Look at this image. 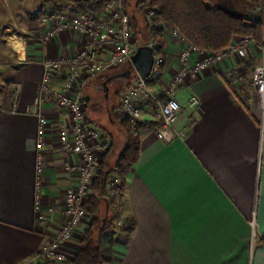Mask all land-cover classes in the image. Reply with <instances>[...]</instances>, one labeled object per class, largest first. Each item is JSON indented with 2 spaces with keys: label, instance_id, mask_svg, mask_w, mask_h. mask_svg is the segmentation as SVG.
<instances>
[{
  "label": "crops",
  "instance_id": "0c3cea01",
  "mask_svg": "<svg viewBox=\"0 0 264 264\" xmlns=\"http://www.w3.org/2000/svg\"><path fill=\"white\" fill-rule=\"evenodd\" d=\"M50 8L44 0H0V49L15 53L6 67L0 62V80L14 86L0 100V264L44 263L40 249L62 228V208L73 178L63 164L78 160L77 154L67 158L62 153L58 108L41 92V81L45 59L71 57L86 39L63 30L46 40L45 32L55 24L44 21ZM77 11L73 3L57 10ZM247 15L253 19L260 12ZM164 36L166 60L155 84L158 89L168 84L179 66L180 50L188 46L169 31ZM15 42L23 44V55ZM252 52L262 58L257 46ZM200 57L195 52L192 59ZM237 59L211 65L178 89L181 112L172 141L159 139L151 121L140 123L139 161L128 175L122 202L112 206L127 219L112 231V264H264V107L257 89L242 82L245 67ZM120 71L100 77L107 84ZM8 95L12 100L6 109ZM41 95L44 100L37 105ZM94 96L88 94V101ZM193 96L199 99L194 107ZM118 106L112 113L107 107L106 113L116 118ZM41 116L51 122L37 188ZM37 199L55 209L47 220L38 216ZM107 203L102 205L104 215ZM87 226L88 220L79 231ZM82 239L77 235L66 243L70 259Z\"/></svg>",
  "mask_w": 264,
  "mask_h": 264
},
{
  "label": "built area",
  "instance_id": "2783aa9c",
  "mask_svg": "<svg viewBox=\"0 0 264 264\" xmlns=\"http://www.w3.org/2000/svg\"><path fill=\"white\" fill-rule=\"evenodd\" d=\"M151 21H162L157 27L163 32L187 43L179 52V66L168 84L157 90L155 84L165 65L164 56L155 51V60L149 77L138 73L131 85L120 96L118 121L129 119L133 124L135 134L142 136L140 123L145 120L152 122L159 139L172 141L176 136L175 123L181 112V105L177 99V91L186 79H198L211 65L222 64L234 58H245L247 51L254 45L251 36H241L236 43L218 51H202L192 45L182 36L180 31L167 25L158 10L151 7L147 11ZM45 22H54L45 32L44 38L51 39L59 31L72 30L85 37L86 45L75 55L68 58H47L44 61L45 73L41 81V92L52 98L58 108V139L62 153L67 156L77 154L76 162L66 161L63 165L71 174L72 183L66 193L62 214L64 223L60 231L39 252V258L44 263H64L71 260L65 251L66 243L76 240V236L83 238L84 232L80 227L89 219L84 203L90 193L98 173L103 155L110 149L112 141L107 131L91 121L86 103L82 99V91L92 79L105 75L120 66L132 64L135 53L132 17L127 12L126 0H112L102 12H75L49 13L44 16ZM164 22V23H163ZM263 61L255 65L252 74V83L257 89L262 107H264V42L259 47ZM201 55L192 59L193 53ZM57 79L61 80L59 84ZM166 99L161 101V95ZM44 100L39 96L35 103L38 105ZM190 104L194 107L199 104L196 96L191 97ZM155 109H157L155 111ZM51 119L40 117V132L37 140L38 164L37 188L41 186L43 174V148L45 146L46 130ZM264 137V130H263ZM119 183V176H111L110 188L105 199L116 203L119 195H125V190L114 187ZM41 220H47L54 214V207H43L39 199L36 206ZM117 223L127 222L126 216L114 208ZM85 229V228H84ZM21 264H29L27 262Z\"/></svg>",
  "mask_w": 264,
  "mask_h": 264
},
{
  "label": "trees",
  "instance_id": "16d2710c",
  "mask_svg": "<svg viewBox=\"0 0 264 264\" xmlns=\"http://www.w3.org/2000/svg\"><path fill=\"white\" fill-rule=\"evenodd\" d=\"M46 1L55 10H58L59 6L73 3L80 12L97 13L102 12L112 0ZM208 1L142 0L141 2L139 1V4H141L142 8H146L147 6L156 8L164 21L169 22L174 28L178 29L190 45L202 51L213 52L225 49L229 46L235 34L251 36L258 44L263 43L264 0H244L259 8L260 15L253 19L241 12L229 0H223L225 6L215 8L210 6ZM134 18L137 21L136 14H134ZM136 25L137 23H135ZM159 41L161 42V39ZM164 47V42L155 47L157 54L161 53ZM103 79L105 80V78L98 77L97 80ZM123 79L127 80L128 77ZM129 86L119 88L115 94L121 96V93ZM93 87L96 89L94 91L96 99H94L95 97H91V101L96 100L97 108L100 98L97 86ZM11 100V95L5 98L4 104L6 105H4V108L8 109L11 107L9 106ZM114 106L111 109V113L116 110ZM89 114L92 115L91 113ZM99 117L101 119L107 117L108 120L113 122L112 128L103 124V128L112 135L110 137L112 145L103 155L98 173L85 200L84 208L89 215L88 226L84 230L83 239L78 250L75 251L74 257L68 264H112L115 243L114 238H112V231L118 226V223L116 216L112 213V206L115 203L113 204L109 200H106L105 195L111 187L110 182L113 174L119 176V183L114 188L120 191L126 189L128 175L133 165L137 164L140 158L141 136L135 134L131 121L129 119L118 121L114 117L111 118L107 113L105 115L101 114ZM116 130H118L119 134H117ZM122 199L123 195H119L117 201L122 202ZM104 203H107L109 207V212L106 215H102L101 213ZM131 224L134 225V222Z\"/></svg>",
  "mask_w": 264,
  "mask_h": 264
},
{
  "label": "rangeland",
  "instance_id": "374dc122",
  "mask_svg": "<svg viewBox=\"0 0 264 264\" xmlns=\"http://www.w3.org/2000/svg\"><path fill=\"white\" fill-rule=\"evenodd\" d=\"M139 1L141 2L142 0H126V9H127V12H129V14L131 15L132 22H133V33H134V37H133L134 39L133 40H134L135 51L137 50V48L139 46L144 45V44H149L151 46L153 45L155 48V47H158V45L160 43L164 42V45L166 46V43L164 41L165 31L163 32L160 28L157 27L158 25H160L162 23V21H160V20H158L157 22H155L154 20L150 21L147 17V11L151 8V6H147L146 8H142V6H140L141 4H139ZM229 1L234 6H236L241 12H243L245 14H248L251 11H256V10L259 11L258 7H256L253 4L247 3L244 0H229ZM44 2L49 4V2H47L46 0H44ZM127 3H128V6H127ZM208 4L214 8L218 7V6H225V2L223 0H209ZM55 12H57V10H55V8H53L51 6V8L44 13V16L49 14V13L52 14ZM77 12H79V11H77ZM134 14L137 15V18H136L137 21L134 18ZM135 23H137L136 26H135ZM166 24L171 25V24H169V22H167ZM155 29H157V30H155ZM241 36H247V35L235 34L233 36L230 44L236 43L239 40V37H241ZM173 37H175V36H173ZM175 38H177V37H175ZM160 39H161V42L159 41ZM263 42H264V40H263ZM260 45H261V43L258 44V42H256L254 40V45L251 48H249V50L247 51V55L244 56L245 58L238 57V59H237L238 63L240 62L239 65L245 67V72H244L242 82L245 83L246 88H248V89H252L255 87L253 85V83L251 82L252 81L253 68H255V65L260 64L262 62V58H261L260 54L257 56L252 55V53H253L252 48L255 46H257L259 48ZM1 46H3L2 43H1ZM0 51H2V53H1L2 55H0V60H1L0 62H2L3 67H4V65H5V67L7 66L6 65L7 62L14 61L15 53L11 48H9V49H3L2 48V50L0 49ZM164 51H165V47L163 48L162 52L160 53L163 56H165ZM165 58H166V56H165ZM4 69H6V68H4ZM116 70H121L120 74L121 73L123 74L126 71L130 70L131 75L128 77L127 80H124V79L119 80L118 77L115 78L113 81L106 84V86H107L106 88H108L107 90H105V85H104L105 80L104 79L103 80H97L98 78L92 79L84 88H82L83 89L82 99L86 103V107H87L88 112L91 113L92 116H94L97 123L99 124L98 126H100L104 131H105V129L100 125V122L102 124L108 126V127H111V128L113 126V122L108 120L107 117H104L101 119L99 117V115H101V114L105 115L107 112V107L112 108L116 104H119L118 107H120V100H119L120 96L115 94L116 91H118L119 88H122L123 86L127 87V85H131L132 79L138 74V72L136 71V69L133 67L132 64L120 66L118 69L113 70L110 76H113ZM95 85L98 88V94H99V98H100V100H99L100 103L98 104L97 108H96V103H95L96 100L95 101H93V100L88 101V98H87L88 94L95 95L94 91L96 89H95V87H93ZM9 88H11V89H9ZM13 88H14V86H12V85L10 86V84H6V83L4 84V82H2L0 80V100H1V95H3L5 92L9 93V91H12ZM90 89L94 90V91L90 92L89 91ZM157 90H159V89L157 88ZM106 94H107V96H106ZM159 98H161V101H164L166 99V96L164 94H162L161 97H159ZM94 99H96V97ZM156 110L157 109H155V111ZM107 134H108L109 138L112 137V135L109 132H107ZM103 205H105V204H103ZM101 213L104 215V207H102Z\"/></svg>",
  "mask_w": 264,
  "mask_h": 264
},
{
  "label": "water",
  "instance_id": "95a60500",
  "mask_svg": "<svg viewBox=\"0 0 264 264\" xmlns=\"http://www.w3.org/2000/svg\"><path fill=\"white\" fill-rule=\"evenodd\" d=\"M155 60V51L154 48L149 44L141 45L137 48L134 55L132 56V65L136 69L138 73H140L143 77H149ZM131 73L130 70L126 71L125 73L117 74L115 76H129ZM105 90L106 88V83ZM107 96V94H106ZM56 264H64V263H56Z\"/></svg>",
  "mask_w": 264,
  "mask_h": 264
},
{
  "label": "bare ground",
  "instance_id": "6f19581e",
  "mask_svg": "<svg viewBox=\"0 0 264 264\" xmlns=\"http://www.w3.org/2000/svg\"><path fill=\"white\" fill-rule=\"evenodd\" d=\"M23 41V40H22ZM14 48L16 50H18L20 52L21 55H23L22 53H24V47H23V44L21 42H15L14 44ZM12 45V46H13Z\"/></svg>",
  "mask_w": 264,
  "mask_h": 264
},
{
  "label": "flooded vegetation",
  "instance_id": "af4514ba",
  "mask_svg": "<svg viewBox=\"0 0 264 264\" xmlns=\"http://www.w3.org/2000/svg\"><path fill=\"white\" fill-rule=\"evenodd\" d=\"M130 75H131V74H130ZM130 75H129V76H130ZM117 77L119 78V80H123V78H124L125 76H121V75H120V76H117ZM117 77H116V78H117Z\"/></svg>",
  "mask_w": 264,
  "mask_h": 264
}]
</instances>
